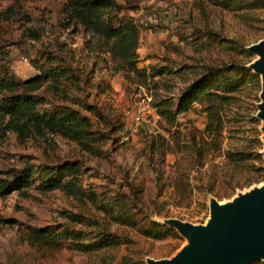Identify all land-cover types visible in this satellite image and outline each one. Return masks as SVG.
I'll use <instances>...</instances> for the list:
<instances>
[{
    "label": "rangeland",
    "instance_id": "rangeland-1",
    "mask_svg": "<svg viewBox=\"0 0 264 264\" xmlns=\"http://www.w3.org/2000/svg\"><path fill=\"white\" fill-rule=\"evenodd\" d=\"M116 1L123 6L118 16L137 22L146 11L158 12V27L138 26V65L164 66L172 73L142 81L120 68L99 38L68 17L66 0H0V74L7 67L27 79L55 68L56 79L35 93L43 100L38 109L79 110L103 137L92 152L50 134L20 139L9 132L0 138V171L9 177L27 162L35 167L28 198L15 192L0 197V216L8 220L0 226V264H147V258H171L187 240L166 219L203 223L210 198L229 201L264 180L249 184L256 160L236 163L225 155L243 150L264 160L257 116L261 78L249 68L256 55L247 49L264 39V8L235 11L213 0ZM204 65H235L257 76L244 78L232 93L221 142L200 133L205 114L198 104L177 115L175 126L160 113L165 101L175 109ZM130 109L140 121L125 115ZM158 134L165 147H159ZM66 162L77 164L82 199L40 189L49 174L45 168ZM153 223L178 237L148 236ZM47 226L81 237L66 239L54 251L20 243L23 227ZM104 233L110 241L102 248L85 251L76 245ZM259 262L264 261L251 264Z\"/></svg>",
    "mask_w": 264,
    "mask_h": 264
},
{
    "label": "trees",
    "instance_id": "trees-1",
    "mask_svg": "<svg viewBox=\"0 0 264 264\" xmlns=\"http://www.w3.org/2000/svg\"><path fill=\"white\" fill-rule=\"evenodd\" d=\"M213 2L235 11L264 8V0H213ZM122 8L123 6L116 0H66L65 11L68 17L75 20V23L99 38L100 44L106 47V51L116 60L120 68L132 72L142 81H148L166 72L172 73L164 66L148 68L138 65L139 25L133 18L125 15L118 16ZM239 68L235 65H204L199 76L181 91L175 109L172 110L171 103L165 101L160 113L165 116L171 126H175L177 115L190 110L193 104H198L205 114L204 130L200 133L206 134L209 138H220L221 142L224 139L226 123L229 121L228 106L232 93L241 87L244 78H257L250 70ZM56 74L55 68H48L37 70L32 77L21 79L11 73L7 67L4 69L0 74V94L3 95L0 98V138H4L9 132L16 134L20 139H25L30 135L50 134L75 142L83 150L92 152L94 143L103 137L97 136L92 130V123L86 115L79 110L65 106L51 111L38 109V105L43 100L35 93L50 79L55 80ZM18 89L19 92L15 93ZM155 138L160 141L159 147H165L163 136L158 134ZM191 141L195 146V135L191 136ZM225 155L227 160L236 163L250 159L259 163L249 184L260 182L264 178V160L259 153L255 152L252 156L250 152L242 150L226 152ZM45 169L49 174L41 182L42 191L60 189L66 195L83 198L85 192L77 185L78 167L75 162H66L62 166ZM34 173V165L28 162L20 169L11 170L9 177L0 171V197L15 192L23 198H28ZM7 222L8 220L0 216V226ZM152 225L146 233L154 239L161 240L168 236L178 237L173 230H167L154 223ZM73 231L53 229L48 226L23 227L19 238L20 243L26 242L33 247L54 251L60 248L66 239L81 237L80 232L74 233ZM108 237L109 235L104 233L95 242L86 245L77 242L76 245L85 251L99 249L109 243L110 240L106 239ZM9 264L20 263L14 260ZM258 264H264V262Z\"/></svg>",
    "mask_w": 264,
    "mask_h": 264
},
{
    "label": "water",
    "instance_id": "water-1",
    "mask_svg": "<svg viewBox=\"0 0 264 264\" xmlns=\"http://www.w3.org/2000/svg\"><path fill=\"white\" fill-rule=\"evenodd\" d=\"M247 49L256 55L249 68L261 78L257 116L264 131V39ZM262 139L264 141V135ZM249 189V193L238 191V197L225 205L210 198L208 216L203 223L166 219L164 222L185 237L187 243L171 258H147L146 263L251 264L264 261V186L254 185Z\"/></svg>",
    "mask_w": 264,
    "mask_h": 264
},
{
    "label": "built area",
    "instance_id": "built-area-1",
    "mask_svg": "<svg viewBox=\"0 0 264 264\" xmlns=\"http://www.w3.org/2000/svg\"><path fill=\"white\" fill-rule=\"evenodd\" d=\"M138 25L139 26H152V27H158L160 24V16L158 15V12L153 11H146L143 14H141L140 18L138 19ZM126 116L134 117L136 121H140L141 117L138 115H135V112L133 109L127 110L125 112Z\"/></svg>",
    "mask_w": 264,
    "mask_h": 264
},
{
    "label": "bare ground",
    "instance_id": "bare-ground-1",
    "mask_svg": "<svg viewBox=\"0 0 264 264\" xmlns=\"http://www.w3.org/2000/svg\"><path fill=\"white\" fill-rule=\"evenodd\" d=\"M257 58H259V56H257ZM257 186H264V181L263 182H261V183H259ZM246 191V190H245ZM241 192V191H240ZM246 192H250V189H247V191ZM242 194V193H241ZM238 197V194H236L235 196H233L232 198H231V200H229V201H225V202H222V201H219V204L220 205H225V204H228V203H232L236 198Z\"/></svg>",
    "mask_w": 264,
    "mask_h": 264
}]
</instances>
